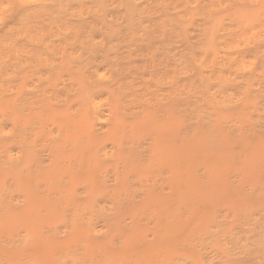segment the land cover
I'll use <instances>...</instances> for the list:
<instances>
[{
  "label": "bare ground",
  "instance_id": "bare-ground-1",
  "mask_svg": "<svg viewBox=\"0 0 264 264\" xmlns=\"http://www.w3.org/2000/svg\"><path fill=\"white\" fill-rule=\"evenodd\" d=\"M0 264H264V0H0Z\"/></svg>",
  "mask_w": 264,
  "mask_h": 264
},
{
  "label": "rangeland",
  "instance_id": "rangeland-1",
  "mask_svg": "<svg viewBox=\"0 0 264 264\" xmlns=\"http://www.w3.org/2000/svg\"><path fill=\"white\" fill-rule=\"evenodd\" d=\"M170 50H171V49H170ZM171 59H172V57H171V54H170V66H172V65H171ZM172 68H173V67H171V69H170V73L174 72V71H173L174 68H173V70H172Z\"/></svg>",
  "mask_w": 264,
  "mask_h": 264
}]
</instances>
